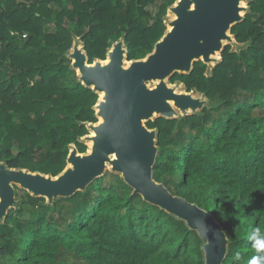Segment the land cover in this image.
I'll list each match as a JSON object with an SVG mask.
<instances>
[{"label": "trees", "instance_id": "obj_1", "mask_svg": "<svg viewBox=\"0 0 264 264\" xmlns=\"http://www.w3.org/2000/svg\"><path fill=\"white\" fill-rule=\"evenodd\" d=\"M175 0H0V162L56 176L68 146L94 123L97 95L83 87L65 54L80 37L89 63L124 39L128 60L143 59L161 38ZM152 7L151 10L147 8ZM231 34L246 48L206 77L194 63L170 83L209 101L197 115L158 118L153 178L211 213L227 231L223 264H250L264 234V0ZM22 200L0 225V264H203L197 233L132 195L112 173L52 206L17 190ZM239 255L240 259L235 257Z\"/></svg>", "mask_w": 264, "mask_h": 264}, {"label": "water", "instance_id": "obj_2", "mask_svg": "<svg viewBox=\"0 0 264 264\" xmlns=\"http://www.w3.org/2000/svg\"><path fill=\"white\" fill-rule=\"evenodd\" d=\"M251 1L175 0L162 18L163 35L139 60L127 59L120 38L112 43L104 60L89 63L84 43L73 35L65 54L70 69L79 84L97 95L92 107L96 122L85 123L87 134L78 139L85 146L90 141L92 148L89 151L87 146L80 153L74 144L69 145L66 165L56 176L9 168L0 162V225L10 210H19L22 200H17V190L52 206L59 199L85 192L109 172L119 176L132 195H139L196 232L202 241L203 264H223L230 245L227 231L211 213L172 195L154 180L157 129L146 124L158 118L180 120L210 108L208 99L196 89L187 92L183 83L172 84L169 79L175 74L189 75L197 62L206 66L208 78L221 64L226 46L231 53L244 50L246 44L238 43L231 29L243 22Z\"/></svg>", "mask_w": 264, "mask_h": 264}, {"label": "clouds", "instance_id": "obj_3", "mask_svg": "<svg viewBox=\"0 0 264 264\" xmlns=\"http://www.w3.org/2000/svg\"><path fill=\"white\" fill-rule=\"evenodd\" d=\"M252 239L255 241L258 251L264 252V234L254 233ZM237 260L240 259L239 255L235 257ZM250 264H264V256H258L250 261Z\"/></svg>", "mask_w": 264, "mask_h": 264}, {"label": "bare ground", "instance_id": "obj_4", "mask_svg": "<svg viewBox=\"0 0 264 264\" xmlns=\"http://www.w3.org/2000/svg\"><path fill=\"white\" fill-rule=\"evenodd\" d=\"M99 122H101V119H99ZM93 136H94V133L91 132V137H93ZM87 145H88V149H89V151H90L91 148H92V143L89 141V142L87 143Z\"/></svg>", "mask_w": 264, "mask_h": 264}, {"label": "rangeland", "instance_id": "obj_5", "mask_svg": "<svg viewBox=\"0 0 264 264\" xmlns=\"http://www.w3.org/2000/svg\"><path fill=\"white\" fill-rule=\"evenodd\" d=\"M147 9H148V10H151V9H152V7H149V8H147ZM179 90H180V89H179ZM181 90H182V89H181ZM87 146H88V145H87ZM87 146H86V147H87Z\"/></svg>", "mask_w": 264, "mask_h": 264}]
</instances>
